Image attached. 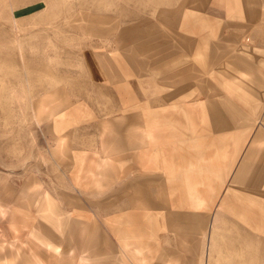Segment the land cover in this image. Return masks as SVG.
<instances>
[{
    "label": "crops",
    "instance_id": "0c3cea01",
    "mask_svg": "<svg viewBox=\"0 0 264 264\" xmlns=\"http://www.w3.org/2000/svg\"><path fill=\"white\" fill-rule=\"evenodd\" d=\"M156 8L57 70L47 90L63 94L35 105L56 114L46 126L16 128L0 264L160 263L184 215L199 236L181 232L161 264H213L217 237L264 233V0Z\"/></svg>",
    "mask_w": 264,
    "mask_h": 264
},
{
    "label": "rangeland",
    "instance_id": "374dc122",
    "mask_svg": "<svg viewBox=\"0 0 264 264\" xmlns=\"http://www.w3.org/2000/svg\"><path fill=\"white\" fill-rule=\"evenodd\" d=\"M165 1L170 0H0V160L15 164L16 128L30 127L32 122L46 126L48 118L56 115L45 112L39 118L34 112L37 99L63 94L62 88L47 90L48 80H61L63 72L57 70L64 64L82 63L83 48L91 49L97 39L108 41L112 32H117L119 22H142ZM85 58L93 62L91 54ZM259 127L264 134L262 120ZM258 138L261 140L255 143L264 145V135ZM246 188L255 193L256 188ZM194 227H198L197 220L184 215L182 230L168 238V247L161 248L160 263L156 264L162 263V251L180 249L181 232L196 233L198 237ZM240 239L246 240L243 247L228 246L239 244ZM205 241L204 234H200L201 254ZM215 244L213 264H264L262 232L248 228L241 238L238 233L228 232L225 239L217 237ZM183 251L191 256L195 249L189 246Z\"/></svg>",
    "mask_w": 264,
    "mask_h": 264
}]
</instances>
